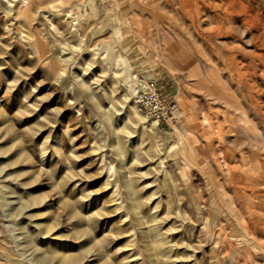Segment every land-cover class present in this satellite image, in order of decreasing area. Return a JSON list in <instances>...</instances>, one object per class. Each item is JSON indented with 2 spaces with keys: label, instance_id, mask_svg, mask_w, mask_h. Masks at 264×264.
I'll list each match as a JSON object with an SVG mask.
<instances>
[{
  "label": "rangeland",
  "instance_id": "1",
  "mask_svg": "<svg viewBox=\"0 0 264 264\" xmlns=\"http://www.w3.org/2000/svg\"><path fill=\"white\" fill-rule=\"evenodd\" d=\"M241 1L233 69L181 0H0V264H264V0Z\"/></svg>",
  "mask_w": 264,
  "mask_h": 264
},
{
  "label": "bare ground",
  "instance_id": "2",
  "mask_svg": "<svg viewBox=\"0 0 264 264\" xmlns=\"http://www.w3.org/2000/svg\"><path fill=\"white\" fill-rule=\"evenodd\" d=\"M44 0H21L20 4L17 5V3L14 5V8L5 12V14H10V11H13L12 15L14 16V18H27L29 16V14L33 11H37V9L41 8V4L43 3ZM62 1V0H61ZM69 1V0H68ZM146 1V0H145ZM201 2L202 4H204L205 2L201 1V0H181V2L179 4H181L178 7V10L182 13V15L185 16V18L188 19L189 23L195 27V30L197 32V34L200 37V40H202L201 42L205 43L209 48L212 49L213 52H217L219 49H217L216 45H212L211 42L214 40H219V38H226L228 37L231 42H229L230 46L226 45H222L225 50L224 52L226 54H224L223 56L220 55V57L222 59L225 60L226 63H234L235 61V56L233 54V51L236 50V46H237V35H235L236 33H238V35L243 36L244 33V29H242L241 27L239 28L237 25V18L240 16V14L245 15L246 13V8L243 7L242 1L241 0H219L220 4L219 5H215L216 8H220L221 12L215 13L214 16H212L209 19V25H211V27L208 30H205V32H200L201 30L200 28V22H199V15L201 14V10L198 7L197 4H199L198 2ZM213 1V0H212ZM215 1V0H214ZM218 1V0H217ZM261 1V0H260ZM77 2V1H76ZM187 2V3H185ZM207 2V1H206ZM211 2V1H210ZM209 2V3H210ZM145 3V2H144ZM147 3V2H146ZM209 3L207 2V4L209 5ZM214 4V3H213ZM211 5V4H210ZM148 6V5H147ZM214 6V5H213ZM212 7V5H211ZM205 8V7H204ZM213 8V7H212ZM217 9V10H218ZM219 9V10H220ZM177 10V11H178ZM203 10V9H202ZM206 11V10H205ZM179 14V13H178ZM205 15V13H204ZM209 15V14H208ZM212 15V14H211ZM247 16V15H245ZM186 19V20H187ZM208 19V18H207ZM245 18L244 20L242 19L243 22H245ZM204 21V20H203ZM239 21V20H238ZM202 24V23H201ZM237 24V25H236ZM243 27V26H242ZM239 40V39H238ZM223 41V40H222ZM221 41V42H222ZM225 42V41H223ZM228 42V41H227ZM249 43V42H247ZM220 44V43H219ZM236 45V46H234ZM254 46V45H253ZM261 46V45H259ZM229 47V48H228ZM242 50V48H241ZM247 54V53H246ZM249 54V53H248ZM255 54V53H254ZM240 55V53H239ZM242 56V54H241ZM240 56V58H241ZM253 56V55H252ZM261 56V55H260ZM254 57V56H253ZM219 58V57H218ZM247 58V57H246ZM255 58V57H254ZM245 59V58H243ZM221 60V59H220ZM239 61V60H238ZM260 62V61H259ZM251 63V62H250ZM253 64V63H252ZM259 64V63H258ZM235 65V63L233 64V66ZM254 65V64H253ZM232 66V65H231ZM237 66V65H236ZM222 67V66H221ZM255 67V66H253ZM215 68V66H214ZM236 67L234 66L233 69H235ZM213 69V68H212ZM216 69V68H215ZM224 69V68H223ZM214 70V69H213ZM239 70V69H238ZM255 71V70H254ZM253 71V73H254ZM263 72V71H262ZM220 73V72H219ZM226 73V72H225ZM260 73V72H259ZM255 74V73H254ZM258 74V73H257ZM264 74V73H263ZM235 75L237 76V78L240 77V73L238 71L235 72ZM252 75V74H251ZM221 76V75H220ZM212 74L210 72L206 73L205 77L201 78V80L205 83H207V85L211 84L212 80ZM248 78V77H247ZM252 78V77H251ZM244 80V79H243ZM227 81V80H226ZM247 81V80H246ZM230 82V80H229ZM254 82V81H252ZM244 83V82H243ZM249 83H251L249 81ZM256 83V82H255ZM245 85V84H244ZM249 85V84H248ZM237 86V84H236ZM240 86V84H239ZM251 86V85H250ZM260 87V86H258ZM240 88V87H239ZM253 88V87H252ZM256 89V87H255ZM238 90V88H237ZM245 90V89H244ZM254 90V88H253ZM239 93V92H238ZM245 93V92H244ZM250 93V92H249ZM257 93V92H256ZM229 94V93H228ZM251 94V93H250ZM232 95V94H230ZM246 95V94H245ZM243 96V95H242ZM253 96V95H252ZM251 97V96H250ZM243 98V97H242ZM249 98V97H248ZM253 98V97H252ZM241 99V98H240ZM258 99V98H257ZM256 99V100H257ZM222 102V101H220ZM224 104V103H223ZM238 104V103H237ZM235 106V104H234ZM239 106V105H236ZM226 107V106H225ZM233 107V106H232ZM236 108V107H235ZM255 111V110H254ZM225 115V113H224ZM264 120V119H263ZM211 123V122H210ZM216 123V122H215ZM214 125V123H213ZM218 127V126H217ZM217 130V129H216ZM221 150V149H220ZM222 151V150H221ZM223 153V151H222ZM226 153V151H225ZM226 157V156H224ZM232 158V157H231ZM227 159V157H226ZM224 161V159H223ZM234 161V160H233ZM224 164V163H223ZM236 164V163H235ZM230 165V164H229ZM232 166V164H231ZM237 168V167H236ZM249 168V167H247ZM233 170V169H232ZM250 170V169H249ZM248 170V171H249ZM253 170V167H252ZM261 170V169H260ZM235 171V170H234ZM240 174L242 170H239ZM246 171V173L248 172ZM254 172V171H253ZM257 172V171H256ZM234 173V172H233ZM260 173V172H259ZM235 174V173H234ZM254 175H256L257 173H253ZM238 175V174H237ZM242 175V174H241ZM251 175V174H250ZM234 176V175H233ZM244 176V175H243ZM248 176V175H247ZM239 177V176H238ZM242 177V176H241ZM249 179V177H247ZM246 178V179H247ZM256 178V177H255ZM240 179V177L238 178ZM241 179H244L243 177ZM261 179V178H260ZM250 180V179H249ZM253 180V179H252ZM256 180V179H255ZM238 182V181H237ZM242 182V181H241ZM240 182V183H241ZM244 183V182H243ZM242 184V183H241ZM245 186V185H243ZM248 187V186H247Z\"/></svg>",
  "mask_w": 264,
  "mask_h": 264
},
{
  "label": "built area",
  "instance_id": "3",
  "mask_svg": "<svg viewBox=\"0 0 264 264\" xmlns=\"http://www.w3.org/2000/svg\"><path fill=\"white\" fill-rule=\"evenodd\" d=\"M135 104L150 117L157 121L164 120L169 112V105L161 97L160 88L156 81H141L133 93Z\"/></svg>",
  "mask_w": 264,
  "mask_h": 264
}]
</instances>
